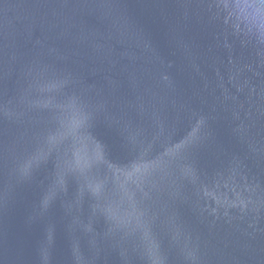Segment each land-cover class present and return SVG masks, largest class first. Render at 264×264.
<instances>
[{"label": "water", "instance_id": "1", "mask_svg": "<svg viewBox=\"0 0 264 264\" xmlns=\"http://www.w3.org/2000/svg\"><path fill=\"white\" fill-rule=\"evenodd\" d=\"M0 264H264V0H0Z\"/></svg>", "mask_w": 264, "mask_h": 264}]
</instances>
